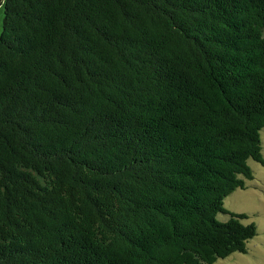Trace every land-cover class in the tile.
<instances>
[{
  "label": "trees",
  "instance_id": "obj_1",
  "mask_svg": "<svg viewBox=\"0 0 264 264\" xmlns=\"http://www.w3.org/2000/svg\"><path fill=\"white\" fill-rule=\"evenodd\" d=\"M2 6L0 264L246 253L225 201L264 165V0Z\"/></svg>",
  "mask_w": 264,
  "mask_h": 264
},
{
  "label": "rangeland",
  "instance_id": "obj_2",
  "mask_svg": "<svg viewBox=\"0 0 264 264\" xmlns=\"http://www.w3.org/2000/svg\"><path fill=\"white\" fill-rule=\"evenodd\" d=\"M4 7H0V35L3 30ZM264 154V130L262 131ZM254 179L246 181L245 189H238L226 201V207L236 213L249 216L245 223L254 222L258 227V236L247 244L246 253H235L219 260L216 264H264V165L250 161ZM221 218L226 216L221 215ZM227 218V217H226Z\"/></svg>",
  "mask_w": 264,
  "mask_h": 264
},
{
  "label": "water",
  "instance_id": "obj_3",
  "mask_svg": "<svg viewBox=\"0 0 264 264\" xmlns=\"http://www.w3.org/2000/svg\"><path fill=\"white\" fill-rule=\"evenodd\" d=\"M4 0H0V7L3 5Z\"/></svg>",
  "mask_w": 264,
  "mask_h": 264
}]
</instances>
